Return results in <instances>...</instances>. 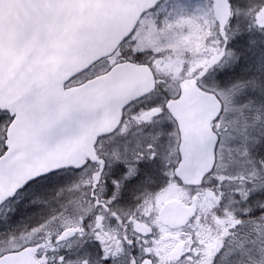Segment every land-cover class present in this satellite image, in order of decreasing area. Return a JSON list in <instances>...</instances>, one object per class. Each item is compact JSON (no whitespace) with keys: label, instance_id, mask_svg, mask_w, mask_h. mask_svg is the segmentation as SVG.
<instances>
[{"label":"snow or ice","instance_id":"obj_1","mask_svg":"<svg viewBox=\"0 0 264 264\" xmlns=\"http://www.w3.org/2000/svg\"><path fill=\"white\" fill-rule=\"evenodd\" d=\"M0 264H264V0H0Z\"/></svg>","mask_w":264,"mask_h":264}]
</instances>
